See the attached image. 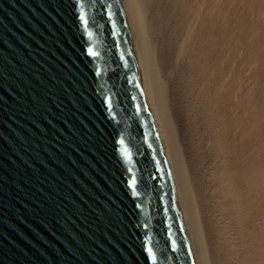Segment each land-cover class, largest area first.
I'll return each instance as SVG.
<instances>
[{"label": "water", "instance_id": "water-1", "mask_svg": "<svg viewBox=\"0 0 264 264\" xmlns=\"http://www.w3.org/2000/svg\"><path fill=\"white\" fill-rule=\"evenodd\" d=\"M0 264H196L120 0H0Z\"/></svg>", "mask_w": 264, "mask_h": 264}, {"label": "bare ground", "instance_id": "bare-ground-1", "mask_svg": "<svg viewBox=\"0 0 264 264\" xmlns=\"http://www.w3.org/2000/svg\"><path fill=\"white\" fill-rule=\"evenodd\" d=\"M239 1L257 23L232 0H120L196 264H264V82L247 59L264 46V0Z\"/></svg>", "mask_w": 264, "mask_h": 264}, {"label": "rangeland", "instance_id": "rangeland-1", "mask_svg": "<svg viewBox=\"0 0 264 264\" xmlns=\"http://www.w3.org/2000/svg\"><path fill=\"white\" fill-rule=\"evenodd\" d=\"M232 2H233V5H232V7L233 8H237V10H239V11H241L245 6L244 5H242V3L239 1V0H232ZM246 12H244V11H241L240 12V15L238 14V13H234L233 12V14L235 15V14H237L238 16H239V19L241 20V18L242 19H245L246 20V18H248V21L250 22V23H254L255 21H256V23H257V20H256V18L258 17V15L256 14V12H254V14H252L253 12H248V13H246ZM248 14V15H247ZM254 15V16H253ZM256 15H257V17H256ZM234 17H236V15L234 16ZM241 17V18H240ZM238 18V17H237ZM236 18V19H237ZM259 18V17H258ZM255 21H254V20ZM238 20V19H237ZM249 36L251 37L252 36V34H249ZM251 38H249V40H250ZM252 40V39H251ZM262 44V45H261ZM258 45V44H257ZM256 45V46H257ZM254 48H255V52H256V54L255 53H253V54H255L256 56H254L252 53H251V56H249V55H247V59H248V57H252V58H250V59H248L249 60V64H251V65H248V67H250L249 68V71H248V76H249V80L251 81H253V73L257 70V72H259V74H260V76H261V79L263 80L262 82H264V46H263V43H261L260 42V44H259V46L258 47H255L254 46ZM254 48H252V49H254ZM252 49H251V51H252ZM250 53V50H249V52H248V54ZM248 60H246V62L248 63ZM253 60L255 61V65L257 66V69L256 70H254L253 69V64H254V62H253ZM253 62V63H252ZM264 83H262V85H263ZM262 88H263V86H262ZM263 97H262V100L264 101V89H263ZM263 101L261 102V103H263ZM264 104V103H263ZM261 106L263 107L262 109H261V112H262V116H263V122H264V106L261 104Z\"/></svg>", "mask_w": 264, "mask_h": 264}, {"label": "snow or ice", "instance_id": "snow-or-ice-1", "mask_svg": "<svg viewBox=\"0 0 264 264\" xmlns=\"http://www.w3.org/2000/svg\"><path fill=\"white\" fill-rule=\"evenodd\" d=\"M81 20H84L85 25H87L88 21L85 20L83 16H81ZM89 35H91V33H89ZM89 54L92 55V56H96V55H97V53L94 52V51H92L91 49H89ZM121 143H123L122 140H121ZM125 155H127V152H125ZM135 183H136V182L133 181V187L135 186ZM148 254H149L150 256H152V259H153V261L155 262L156 257H155V255H153V253H152V248H149V249H148Z\"/></svg>", "mask_w": 264, "mask_h": 264}]
</instances>
